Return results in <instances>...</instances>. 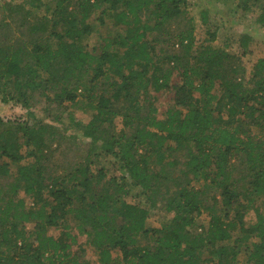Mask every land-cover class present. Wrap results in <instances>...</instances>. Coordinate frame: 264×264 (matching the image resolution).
<instances>
[{
  "label": "trees",
  "instance_id": "1",
  "mask_svg": "<svg viewBox=\"0 0 264 264\" xmlns=\"http://www.w3.org/2000/svg\"><path fill=\"white\" fill-rule=\"evenodd\" d=\"M219 1L264 25V0ZM22 2L0 9V102L26 111L0 120V264H92L72 228L97 264H264V58L247 78L215 32L198 43L186 0ZM102 5L125 35L88 49ZM162 38L173 52H155ZM150 90L170 102L160 117ZM65 115L88 148L55 172ZM154 210L167 218L157 228Z\"/></svg>",
  "mask_w": 264,
  "mask_h": 264
},
{
  "label": "rangeland",
  "instance_id": "2",
  "mask_svg": "<svg viewBox=\"0 0 264 264\" xmlns=\"http://www.w3.org/2000/svg\"><path fill=\"white\" fill-rule=\"evenodd\" d=\"M23 0H0V9L4 4H20ZM25 1V0H24ZM187 1V14L191 19L192 24L195 28V39L198 43L206 40L207 32H215L216 39L213 45L217 48L227 50L233 55L238 56L241 59V64L245 69L246 77H250L253 66L259 59L264 58V25H260L256 22L258 16L261 14L256 8H250L248 12H243L236 9L238 4L236 1L227 5L219 0H186ZM28 9V5H25ZM106 6L102 5L101 8H95L91 12L88 23L95 27L96 33L94 36H90L85 39L82 43L91 49L93 46L98 44L99 36H110L114 37L116 35H125L126 27L121 25H114L113 15L111 11L102 12ZM1 15V11H0ZM207 17V24H203L202 16ZM176 25L173 26V34L176 35L179 30H174ZM181 28V26H179ZM61 29H58L60 31ZM154 35L147 34V40H153ZM249 37V44L246 50L240 48L241 38ZM155 52L157 54L173 52L174 49L169 47V43L165 38L161 39V42L154 45ZM150 94L154 97L153 100L154 107L158 111V117L164 112L167 106L170 105L168 97L164 91L159 93H154L150 90ZM82 103H78V106H73L70 108L72 115L78 120H87L88 115L84 114L82 110ZM45 110L44 102L38 100L32 111L37 114V116L44 118L43 111ZM69 111V109H68ZM56 114V111H55ZM26 117V111L22 110L19 106H14L12 104H3L0 102V120L2 122L6 121H22ZM63 125H58L59 128L58 137L63 136V139H57L60 141L61 146L56 148L52 146V160L51 164L55 166V172L63 171L67 166L79 161L85 154L88 148V140L84 139L80 132L74 131L73 129H68V120L66 115L62 118ZM45 122L50 123L49 119ZM53 125V123H51ZM55 125V124H54ZM115 126L119 130L121 128V120H115ZM253 136L258 134L254 128H248ZM23 163L17 164L16 166H21ZM201 184H197L196 188H200ZM21 198H24L27 208H31V200L23 194H20ZM166 215L160 211H152L148 218V226L152 228H157L160 223L164 221ZM167 219V218H166ZM254 220V214L249 212L245 217L246 223H250ZM33 225H26L27 230H31ZM60 231L50 229L48 235L57 237ZM72 235L75 236L77 240V245L72 248V251H77L78 247L81 246L84 250L83 258L92 264H97L98 255L93 249L86 245V239L84 236L77 233L75 229L71 230Z\"/></svg>",
  "mask_w": 264,
  "mask_h": 264
}]
</instances>
